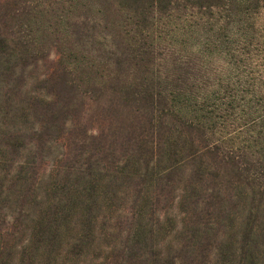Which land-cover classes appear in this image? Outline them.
<instances>
[{
    "label": "trees",
    "instance_id": "1",
    "mask_svg": "<svg viewBox=\"0 0 264 264\" xmlns=\"http://www.w3.org/2000/svg\"><path fill=\"white\" fill-rule=\"evenodd\" d=\"M261 13L264 0H0V209L39 204L15 253L5 216L0 264H59L96 234L113 240L103 264H264ZM45 66L42 95L28 81ZM101 98L103 133L67 120ZM55 130L87 136L72 144L84 162L61 156L31 194Z\"/></svg>",
    "mask_w": 264,
    "mask_h": 264
},
{
    "label": "rangeland",
    "instance_id": "2",
    "mask_svg": "<svg viewBox=\"0 0 264 264\" xmlns=\"http://www.w3.org/2000/svg\"><path fill=\"white\" fill-rule=\"evenodd\" d=\"M255 28L258 31L257 37L260 35L264 36V13L260 14V16L258 17V20L256 19ZM262 38L264 40V37ZM259 58L264 59V53H262ZM51 61H52L51 59L47 61L48 63H46V65L50 67ZM45 70H46V66L43 68L39 67L38 69L33 70V72L29 75L30 76V80L28 81L29 90L34 91L36 93L38 92L39 94H42V95H44L47 92V90H45V88H43L42 85L38 83L36 79L38 76L43 74ZM83 104H84L83 107L81 108L79 107L77 108V110H74L73 112H71L69 116L67 117V120H70L72 124L74 123L83 131L90 130V131H96V132L103 133V123L105 122L103 121V98L100 99L99 106L98 105L91 106L89 105L88 101H85V103ZM41 119L42 117L41 118L35 117L34 115V116H31L27 124L24 123L26 121L24 122L20 121V122L24 124L25 129H28V128H31L35 124H39L38 122ZM13 126L14 125H12V123L7 124L8 128H12ZM15 126H21V125L20 124L18 125V122H16ZM74 134L75 132H72L69 134L68 132L63 131V130L52 131V135H50V137L47 138L49 140H52L51 144L48 148L44 149L43 151L44 152L43 155L45 156L44 160L40 162L41 159H37V166L39 168V171L42 172L41 174H44L43 180H40L39 182H37L31 194L39 196L45 191V189L48 187L47 181L50 175L49 169L51 168V166H53L55 161L59 162V158L61 156L63 157L68 156V158L72 160L73 162H77V160H81V162H84L81 156L77 157V159L75 158L78 154H77V150L73 148L72 144L76 140H82V138L87 137V136L81 132L76 133L75 136ZM68 146H69V152L68 154H65L64 150H66ZM24 155H25V158L31 157L30 153H25ZM99 158L102 159L103 155H98V159ZM66 162L68 161H64L61 164H64ZM30 203L28 202L25 203L24 207L21 208L23 209L21 216H17L16 212L17 211L19 212V209H17L18 207H16L15 205L14 206H12V204L7 205L6 207L3 208V210L0 209V214L2 216L0 217V228L6 226V223L9 221V219H7L6 223L4 224L5 216L8 218H15L17 220V225L15 227V232L17 233L16 237H13L12 239H11V236L9 238L4 237L5 240L3 241V243L7 242L8 245L10 244L12 248L11 249L12 253L16 252V250L13 248V245L15 244L20 245L22 244V242L28 239L31 233L32 223L38 215L37 213L39 211L38 201L37 202L35 201V203L31 205ZM120 204H121V201L115 202V205L119 206ZM153 204L157 206L158 210L163 209L162 201L158 202V204L155 203L154 201ZM1 205H4V204H1ZM160 212L163 214V210ZM101 216H103V212L101 213ZM102 224L103 223H99L97 225L98 230L100 229V226H102ZM122 226L125 227V225H122ZM104 244L112 245L113 240L112 239L103 240V237H101V235L98 236L96 234V240L92 241L90 245L84 249V252L82 255H79V256L67 255L66 256L65 254H63L64 256L61 257L59 264H103V259H105V256L107 255L105 252H103Z\"/></svg>",
    "mask_w": 264,
    "mask_h": 264
}]
</instances>
